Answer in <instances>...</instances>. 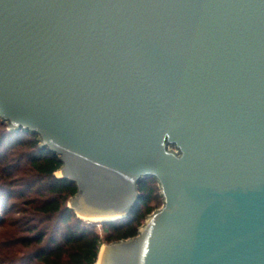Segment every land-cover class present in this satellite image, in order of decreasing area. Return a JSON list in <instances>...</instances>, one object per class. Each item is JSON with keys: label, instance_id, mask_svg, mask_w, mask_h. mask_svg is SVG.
<instances>
[{"label": "water", "instance_id": "obj_1", "mask_svg": "<svg viewBox=\"0 0 264 264\" xmlns=\"http://www.w3.org/2000/svg\"><path fill=\"white\" fill-rule=\"evenodd\" d=\"M0 120L58 157L81 219L156 181L98 264H264V0H0Z\"/></svg>", "mask_w": 264, "mask_h": 264}, {"label": "trees", "instance_id": "obj_2", "mask_svg": "<svg viewBox=\"0 0 264 264\" xmlns=\"http://www.w3.org/2000/svg\"><path fill=\"white\" fill-rule=\"evenodd\" d=\"M60 167L35 134L9 131L0 120V200L9 203L0 216V264H95L103 244L135 237L160 206L156 181L144 178L131 214L99 222V232L68 207L76 187L56 176Z\"/></svg>", "mask_w": 264, "mask_h": 264}, {"label": "rangeland", "instance_id": "obj_3", "mask_svg": "<svg viewBox=\"0 0 264 264\" xmlns=\"http://www.w3.org/2000/svg\"><path fill=\"white\" fill-rule=\"evenodd\" d=\"M7 200H8V196H5V199L0 200V216H4L5 215V206H6L5 204L7 203V205H9V203L7 202ZM161 205H162V201H161L160 206L158 208H160ZM158 208H156V209H158ZM95 225H96V229L100 232V230H101V223H99V222L96 221L95 222Z\"/></svg>", "mask_w": 264, "mask_h": 264}, {"label": "bare ground", "instance_id": "obj_4", "mask_svg": "<svg viewBox=\"0 0 264 264\" xmlns=\"http://www.w3.org/2000/svg\"><path fill=\"white\" fill-rule=\"evenodd\" d=\"M100 256H101V251H100L99 257H98V259H97V261H96V264H98V263H99Z\"/></svg>", "mask_w": 264, "mask_h": 264}, {"label": "built area", "instance_id": "obj_5", "mask_svg": "<svg viewBox=\"0 0 264 264\" xmlns=\"http://www.w3.org/2000/svg\"><path fill=\"white\" fill-rule=\"evenodd\" d=\"M96 264V263H95Z\"/></svg>", "mask_w": 264, "mask_h": 264}]
</instances>
